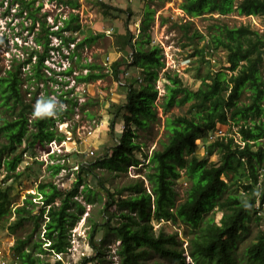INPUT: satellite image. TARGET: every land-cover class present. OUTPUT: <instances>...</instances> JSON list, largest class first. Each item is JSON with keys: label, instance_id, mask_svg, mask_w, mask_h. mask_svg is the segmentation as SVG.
Returning <instances> with one entry per match:
<instances>
[{"label": "trees", "instance_id": "trees-1", "mask_svg": "<svg viewBox=\"0 0 264 264\" xmlns=\"http://www.w3.org/2000/svg\"><path fill=\"white\" fill-rule=\"evenodd\" d=\"M73 11L68 17L55 20L53 26L47 27L46 16H39L41 7H36V0H22L23 11L32 21V30L39 24L44 35L36 38L45 54L37 53V61L31 64L33 83L46 82L44 61L50 48L51 37H56L67 47L77 41L76 33L82 30L80 15L75 12L81 7L78 0H60ZM96 5L104 17H118L125 10L112 6L103 0H96ZM181 10L190 17L205 15L225 16L233 12L243 16L260 17L264 25V0H183ZM129 16L132 12H128ZM154 11L147 8L144 29L149 27ZM57 26V29H53ZM188 43L202 38V33L192 30V23H179ZM216 32L211 35L213 48L226 51L227 65L218 71H210L201 78L197 89L185 86L179 74L164 71L165 95L162 108L165 114L174 107L188 105L185 115L172 114L165 119L167 141L161 149H155L152 155L143 152L138 141V131L147 130L158 121L156 101L159 91L156 82L165 68L163 50L153 45L151 34H144L141 41L133 43L135 31L126 27L125 34L118 36L121 48H131L133 52L131 67L143 71L145 80L140 84H130L123 104L112 106L110 133L116 142L110 148L111 154L96 161V167L107 169L111 173H127L129 167L139 169L146 161L149 171L145 179L133 180L117 191H112L98 179V185L107 193V203L103 210L106 235H113L119 241L116 254L120 264H146L151 253L185 264L184 250H178L181 244L177 232L168 233L165 226L155 228L154 222L181 223L190 230L188 240L189 256L195 264H242L237 261L235 251L242 234L249 230V224L255 218L262 220L264 214V35L250 26L229 27L215 25ZM66 33H69L66 36ZM100 36L84 38L82 43H91ZM0 38V43H1ZM80 41V42H81ZM78 43V45H80ZM76 46V45H75ZM206 46H196L195 54L204 56ZM126 61V60H125ZM127 64L116 61L111 65L114 77H119L121 67ZM86 74L77 76L80 82H90L103 77L98 64L86 63ZM49 69V68H47ZM19 70H7L0 75V100L3 106L20 108L15 119L0 121V137L5 144L0 149V175L4 174L0 185V221L14 214L8 229L16 233L25 223L33 219L34 231L26 237H18L12 248L19 264H63L61 260L54 263L43 255L60 254L65 250L64 235L68 217V197L71 190L59 188L54 182H40L37 193L44 199V207L36 205L30 195L25 203L12 211L10 186H4L8 180L18 178V167L24 161L26 152L31 151L35 157L38 146L61 142L66 139L58 133L56 119L44 117L31 119L32 105L23 100L22 78ZM65 74H71V69ZM55 80L54 78H49ZM72 90H68L67 97ZM250 93L249 102H242V96ZM64 95H61L62 97ZM71 108L55 110L58 115H65L78 105L75 99H64ZM61 120V118L59 117ZM123 123L121 136L116 134V126ZM233 123L238 127L240 142L234 137L222 136L214 140L208 154L217 151L219 161L210 162L209 158L197 155L196 143L205 135L215 131L219 125ZM26 142V147L18 150ZM138 154L141 157H138ZM80 165L77 179L83 174L93 175L92 167ZM28 167V166H27ZM64 166H51L56 174ZM149 184V191L146 182ZM179 181L189 184L183 201L178 203L176 185ZM240 183V184H238ZM241 188V195L230 192L234 186ZM128 196H124L125 193ZM38 210L35 212V210ZM116 208L118 212H112ZM218 208L213 217L208 213ZM35 212V214H34ZM254 212V213H253ZM209 218V219H207ZM118 219L116 224L113 220ZM100 224H94L91 239L98 235ZM44 231V236H41ZM38 233L37 238H34ZM247 264H264V230L246 249ZM92 262L93 259L87 260ZM16 264V263H15Z\"/></svg>", "mask_w": 264, "mask_h": 264}, {"label": "rangeland", "instance_id": "rangeland-1", "mask_svg": "<svg viewBox=\"0 0 264 264\" xmlns=\"http://www.w3.org/2000/svg\"><path fill=\"white\" fill-rule=\"evenodd\" d=\"M81 7L75 10L80 15L82 30L75 34L77 41L70 47L61 44L56 37H51V44L43 69L47 78L46 82L33 83L29 81L32 75L31 64L37 61V53L45 54L42 45H38L36 38L41 32L38 24L32 30V21L26 17L23 11L22 0H0V75L4 76L7 70H19L22 78L21 91L25 103L34 105L39 99L51 98L56 102V109L67 110L71 108L64 99H75L78 105L69 110L65 115H56V129L58 133L64 134L66 139L61 142L54 141L35 150V157L32 153L26 152L23 163L18 167L20 172L18 178L7 181L4 186L11 188V209L14 211L17 207L23 205L30 195L36 193V188L40 182H54L59 188L71 190L68 197V217L64 235L65 250L60 254H46L44 258L54 263L61 260L63 264H120L116 254L119 241L115 236L106 235L103 225L106 224L103 210L107 203L106 191L98 185L96 176L104 180V184L112 191H117L123 186L131 183L133 180L145 179L146 172L150 165L146 161L139 169L129 167L127 173H111L102 167H96V161L102 160L105 156L111 154L110 148L115 145V141L110 133V121L112 118V106L123 104L126 101V94L130 84H140L138 78L145 80L143 71L131 67L127 57L132 52L131 48H121L118 44V36L125 34L126 27L135 31L133 43L141 41L144 34L149 33L153 37V45H161L165 68L160 73V78L156 82V88L159 91V98L156 101L158 111V121L151 124L147 130L138 131V141L142 143L143 152L152 155L155 149H161L162 144L167 141L165 130V119L172 114L185 115L188 112V105L184 107L174 106L169 113L165 114L163 108V96L165 95V81L162 79L166 68L176 70L182 78L185 86L191 89H197L201 78L210 71H218L224 68L227 63L226 51L223 49L215 50L213 48L211 35L216 32L215 25H227L231 28L242 25L250 26L264 35V25L260 17L243 16L238 12L220 16L205 15L201 17H190L180 8L183 0H103L104 2L125 10V13L118 14V17H104L96 0H78ZM36 7L42 6L39 16H46L47 27L53 26L55 20L59 21L68 17L73 10L61 3L60 0H36ZM147 8L154 11L153 18L149 27L144 29L143 21ZM132 12L129 16L128 12ZM192 23V30H198L202 33V38L193 42V46L184 47L188 40L183 36V32L177 26L179 23ZM53 29H57V26ZM107 30L112 33L107 34ZM69 33H66L68 36ZM99 35L100 37L91 43H82L81 40L90 36ZM81 41V42H80ZM78 43L80 45H78ZM76 45V46H75ZM205 45L204 56L196 55V46ZM190 59L189 63L185 61ZM126 60V61H125ZM116 61L126 62L121 67V73L128 74L123 79L127 86H117V82L122 79L114 77L113 72L109 73V68ZM96 63L102 69L103 77L99 80L90 82H80L77 76L86 74L87 69L83 68L86 63ZM176 67V69H173ZM49 68V69H47ZM71 68V74H65L67 69ZM223 70V69H222ZM264 71V69H263ZM175 72V71H174ZM49 78H54L51 80ZM72 90L71 94L65 97L64 94ZM35 92V93H34ZM61 95H64L63 97ZM108 95V96H107ZM250 93L242 96V102H249ZM20 108L13 106H3L0 100V121L15 119ZM34 119L33 112L30 115ZM61 118V120L59 119ZM124 130L123 123L116 126L117 136H121ZM238 127L233 123L228 125H219L214 132V139L222 136L234 137L236 142H240V136L237 132ZM212 134V135H213ZM5 139L0 137V149L5 144ZM213 141L207 135L199 139L196 143L197 155H206L210 162L219 161V153L213 151L208 154V148ZM26 147V142L18 152ZM140 158L141 155L138 154ZM61 164V169L56 174L53 173L51 166ZM85 165L92 167L93 175L84 173L82 180L77 179L80 173L78 167ZM28 166V167H27ZM4 174L0 175V184ZM146 187L149 191L147 181ZM240 184V183H238ZM234 186L230 192L241 195V188ZM189 184L179 181L176 185L178 192V203L183 201ZM1 187V185H0ZM124 196H128L126 192ZM218 208L208 213V217H213ZM38 208L35 210V212ZM116 208L112 209V212ZM34 212V214H35ZM254 213V212H253ZM262 220L255 218L249 224L247 233L242 234L238 240L235 251L237 261L246 263V249L255 241L258 233L264 230V214ZM14 214L0 221V264H19L12 251L18 237H26L34 231V220H28L24 226L18 229L16 233H11L8 229L13 222ZM207 218V219H209ZM118 219L113 220L116 224ZM94 224H100L98 235L94 239V245L100 249H94L92 246L91 235ZM155 228L164 225L168 233L177 232L181 244L178 250H184L185 264H195L189 256L188 240L191 237L190 230L181 223L172 222H154ZM39 232L34 238H37ZM42 236V235H41ZM93 259L92 262L87 260ZM146 264H179L173 259L163 257L156 253H151Z\"/></svg>", "mask_w": 264, "mask_h": 264}, {"label": "built area", "instance_id": "built-area-1", "mask_svg": "<svg viewBox=\"0 0 264 264\" xmlns=\"http://www.w3.org/2000/svg\"><path fill=\"white\" fill-rule=\"evenodd\" d=\"M106 33L107 34H110V33H112V30H107L106 31ZM159 46L162 48V46L159 44ZM164 48H162V50H163ZM127 59H128V61L131 63L132 62V59H133V52H131L129 55H128V57H127ZM191 60L190 59H188V60H186L185 62L186 63H189ZM173 69H176V67H173ZM68 70V69H67ZM165 71H169V72H171L172 74H178L177 72H176V70H169V68H166L165 69ZM175 71V72H174ZM109 73H112L113 71L112 70H110V68H109V71H108ZM87 73V72H86ZM121 76V78L122 79H120L118 82H117V86H127V84H126V82H124L123 81V79H125V77L126 76H128V74H123V73H120V75H119V77ZM137 82H139V83H141L142 82V79L141 78H138L137 79ZM214 132H216V130L215 131H212V132H210L209 133V137L211 138V140L212 141H214L213 139H214ZM213 134V135H212ZM53 144H55V142H51L50 143V145L52 146ZM185 184H187V183H185ZM32 195H34V198L32 199V201L36 204V205H38V206H40V207H44V199H43V196L41 195V194H39V193H37V191H36V193H34V194H32ZM42 236H44V231H43V234H42ZM17 264V263H16Z\"/></svg>", "mask_w": 264, "mask_h": 264}, {"label": "clouds", "instance_id": "clouds-1", "mask_svg": "<svg viewBox=\"0 0 264 264\" xmlns=\"http://www.w3.org/2000/svg\"><path fill=\"white\" fill-rule=\"evenodd\" d=\"M56 102L55 100L39 99L33 108V116L37 118L52 117L56 115Z\"/></svg>", "mask_w": 264, "mask_h": 264}, {"label": "bare ground", "instance_id": "bare-ground-1", "mask_svg": "<svg viewBox=\"0 0 264 264\" xmlns=\"http://www.w3.org/2000/svg\"><path fill=\"white\" fill-rule=\"evenodd\" d=\"M71 69V68H70ZM70 69H68V70H70ZM35 93V92H34ZM108 96V95H107ZM111 129V128H110Z\"/></svg>", "mask_w": 264, "mask_h": 264}]
</instances>
